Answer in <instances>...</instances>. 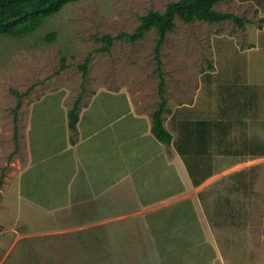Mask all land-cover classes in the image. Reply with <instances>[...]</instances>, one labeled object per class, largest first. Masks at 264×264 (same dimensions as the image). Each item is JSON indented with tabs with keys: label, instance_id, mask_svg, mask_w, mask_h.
Returning a JSON list of instances; mask_svg holds the SVG:
<instances>
[{
	"label": "rangeland",
	"instance_id": "obj_1",
	"mask_svg": "<svg viewBox=\"0 0 264 264\" xmlns=\"http://www.w3.org/2000/svg\"><path fill=\"white\" fill-rule=\"evenodd\" d=\"M175 1L80 0L25 38L0 37V264H264V0L215 7L243 26L177 18L162 46L173 143L154 154L183 158L178 148L197 138V123L212 125L209 153L183 158L191 180L183 199L152 224L149 213L115 219L94 202L64 208L76 172L68 113L79 96L91 134L80 150L94 155L103 119L106 132L139 137L159 103L155 30L135 44L117 40L109 53L96 38L133 33L142 16ZM12 90L27 93L17 121ZM164 171L179 190L175 167Z\"/></svg>",
	"mask_w": 264,
	"mask_h": 264
},
{
	"label": "crops",
	"instance_id": "obj_2",
	"mask_svg": "<svg viewBox=\"0 0 264 264\" xmlns=\"http://www.w3.org/2000/svg\"><path fill=\"white\" fill-rule=\"evenodd\" d=\"M130 110L134 112L131 105ZM83 111L84 107L79 114L77 130H69L73 137H70L71 143L67 149L75 151L73 165L76 172L68 182V201L64 208L94 202L104 209L117 211L112 217L115 219L130 215L141 219L138 217L149 213L148 224L161 220L163 210L183 199L182 183H185V177L191 184L183 158L179 155L169 158L168 155L154 154L157 149L171 145L159 142L151 132L152 127L148 133L141 132L139 137H132L106 132L109 127L104 125V119L100 132L106 135L97 144V154H92L88 147H83L81 151L82 144L91 139V134H86L82 129ZM134 118L140 121V116L134 115ZM159 162L163 163L160 175L157 171L153 172V166L156 167ZM171 166L176 169L177 175L173 178L179 181V190L172 189L168 175L164 174V169L168 170Z\"/></svg>",
	"mask_w": 264,
	"mask_h": 264
},
{
	"label": "trees",
	"instance_id": "obj_3",
	"mask_svg": "<svg viewBox=\"0 0 264 264\" xmlns=\"http://www.w3.org/2000/svg\"><path fill=\"white\" fill-rule=\"evenodd\" d=\"M76 1L80 0H0V37L14 39L25 38L37 31L49 18L61 12L67 4ZM224 1L225 0H178L171 2L167 5L163 13L150 11L148 14L142 16L139 26L133 33L122 32L116 37L104 35L101 38H96V41L102 45L99 51L109 53L115 41L121 40L130 44H135L143 40L148 32L155 30L157 37L154 47V60L156 63L155 74L159 80V103L152 117L151 132L153 136L163 144L171 145L173 143V135L164 125V115L167 113L168 108L166 99V79L161 59L162 46L166 41L167 35L175 29V20L177 18L187 24L195 21L209 24L234 21L238 25L243 26L244 19L232 13H224L216 10L215 7ZM53 37L54 35H52V38ZM91 58L92 53H88L84 64L80 66L83 72V82H85ZM66 68L65 58H63L62 66L59 71L66 70ZM12 93L17 98V105L13 110L15 121H17L18 112L22 107V100L27 93L23 94L16 90H12ZM81 102L82 95L79 96L73 108L68 113V126L71 131L77 130ZM209 126L212 128L211 123L206 121L197 123V138L194 140L187 137L184 143L178 148L183 158L193 154L207 155L209 153L212 143V135L209 131ZM220 128L221 125L214 126L216 131ZM216 138L219 143L217 145L220 146L221 138ZM15 142L17 145V140ZM246 154L247 153L244 152V155ZM258 155H264V147ZM2 185L3 177L0 180V189Z\"/></svg>",
	"mask_w": 264,
	"mask_h": 264
}]
</instances>
